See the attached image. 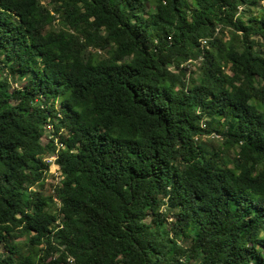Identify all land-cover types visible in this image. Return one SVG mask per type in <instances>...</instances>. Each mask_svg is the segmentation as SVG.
<instances>
[{
    "label": "trees",
    "instance_id": "obj_1",
    "mask_svg": "<svg viewBox=\"0 0 264 264\" xmlns=\"http://www.w3.org/2000/svg\"><path fill=\"white\" fill-rule=\"evenodd\" d=\"M43 1L0 0V264H264L261 0Z\"/></svg>",
    "mask_w": 264,
    "mask_h": 264
},
{
    "label": "rangeland",
    "instance_id": "obj_2",
    "mask_svg": "<svg viewBox=\"0 0 264 264\" xmlns=\"http://www.w3.org/2000/svg\"><path fill=\"white\" fill-rule=\"evenodd\" d=\"M46 0H44L43 2H45ZM253 14H260L261 12H264V0H261L258 4V6L253 7V9H251ZM252 12H247L245 15V18H247L249 15L252 14ZM59 18V17H58ZM58 18L55 17V20L53 22V24H51V27H54L56 29L59 28L60 22L58 21ZM263 49L264 52V48ZM186 68H187V72L189 74V77L191 75H196V71H197V67H198V61L194 60V61H188L187 63H185ZM20 85V82L18 83H14L13 86H18ZM57 107L59 108L58 102H57ZM220 124V123H219ZM219 124H217L216 126H219ZM52 128V124L49 125L48 129L50 130ZM203 140H207L209 138H213L214 140H219L221 138V136L219 137H212L211 135L209 136H202L201 137ZM44 140H46V138H43ZM55 157H48V162H49V168L47 171V174L45 176V179L43 181V186L41 187V192H43L44 194H54L55 188L56 186L60 183V180L62 178V175L60 173L59 170V165L54 161ZM150 219V216L147 217V220ZM21 240V239H20Z\"/></svg>",
    "mask_w": 264,
    "mask_h": 264
}]
</instances>
